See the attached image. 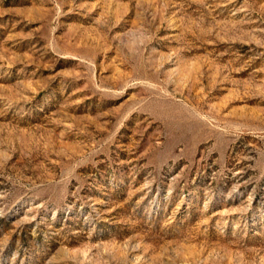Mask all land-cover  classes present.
Returning a JSON list of instances; mask_svg holds the SVG:
<instances>
[{"label":"rangeland","instance_id":"374dc122","mask_svg":"<svg viewBox=\"0 0 264 264\" xmlns=\"http://www.w3.org/2000/svg\"><path fill=\"white\" fill-rule=\"evenodd\" d=\"M0 264H264V0H0Z\"/></svg>","mask_w":264,"mask_h":264}]
</instances>
